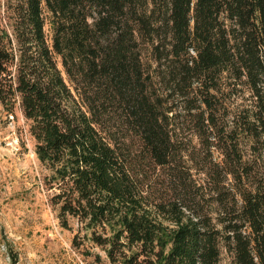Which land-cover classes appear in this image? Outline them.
Masks as SVG:
<instances>
[{
	"label": "trees",
	"instance_id": "trees-1",
	"mask_svg": "<svg viewBox=\"0 0 264 264\" xmlns=\"http://www.w3.org/2000/svg\"><path fill=\"white\" fill-rule=\"evenodd\" d=\"M0 108L100 264H264V0H0Z\"/></svg>",
	"mask_w": 264,
	"mask_h": 264
},
{
	"label": "rangeland",
	"instance_id": "rangeland-1",
	"mask_svg": "<svg viewBox=\"0 0 264 264\" xmlns=\"http://www.w3.org/2000/svg\"><path fill=\"white\" fill-rule=\"evenodd\" d=\"M24 123L0 108V264H100L97 254L106 261L100 247L84 240L78 218L70 216L68 226L59 218L49 171ZM222 264H231L226 254Z\"/></svg>",
	"mask_w": 264,
	"mask_h": 264
}]
</instances>
